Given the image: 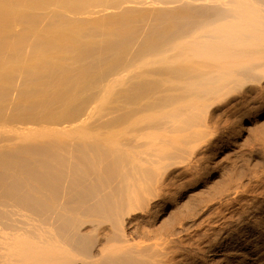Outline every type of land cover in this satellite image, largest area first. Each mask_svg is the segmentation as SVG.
I'll return each instance as SVG.
<instances>
[{
  "label": "bare ground",
  "instance_id": "6f19581e",
  "mask_svg": "<svg viewBox=\"0 0 264 264\" xmlns=\"http://www.w3.org/2000/svg\"><path fill=\"white\" fill-rule=\"evenodd\" d=\"M0 264H264V0H0Z\"/></svg>",
  "mask_w": 264,
  "mask_h": 264
}]
</instances>
